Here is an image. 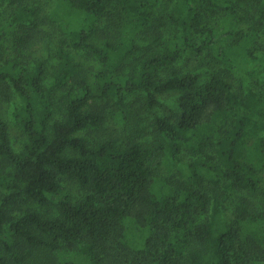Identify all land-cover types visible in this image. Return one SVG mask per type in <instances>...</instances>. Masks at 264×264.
I'll return each instance as SVG.
<instances>
[{
    "label": "trees",
    "instance_id": "16d2710c",
    "mask_svg": "<svg viewBox=\"0 0 264 264\" xmlns=\"http://www.w3.org/2000/svg\"><path fill=\"white\" fill-rule=\"evenodd\" d=\"M23 1L0 29V104L17 97L26 137L16 151L0 116V264H264V89L241 95L227 79L248 73L259 41L240 15L252 0H172L160 17L159 0H59L50 72L23 36L9 51L8 29L36 13ZM190 56L202 58L177 65ZM170 93L180 111L145 132L135 104ZM19 200L55 211L14 215Z\"/></svg>",
    "mask_w": 264,
    "mask_h": 264
},
{
    "label": "rangeland",
    "instance_id": "374dc122",
    "mask_svg": "<svg viewBox=\"0 0 264 264\" xmlns=\"http://www.w3.org/2000/svg\"><path fill=\"white\" fill-rule=\"evenodd\" d=\"M58 1L59 0H24L23 3L28 7L36 8L35 15L31 16L29 20L23 21L27 29V34L24 35L25 27H23L24 29H20V27L16 26V24L12 26V30L10 28L8 29L9 32L7 34L9 37H11V40L8 42L10 47L9 51H12L13 49V43L16 39L15 36H23L26 39L24 42L26 50H21V52H23L27 57L32 56L34 58H46L48 60L49 72L57 61L54 56V43L57 42L58 38L60 37L61 30L59 26L56 23H52L48 17L50 11L56 8ZM171 3L172 0H159V6L156 9L155 15L160 17L163 13L165 14L164 11L168 10ZM259 3V0H252L248 6H245L240 10V15L246 17V21H248L247 24L248 29L250 30L249 32H255L257 39H259L257 44L251 45V49L253 51L252 55L247 56L243 60L245 70L248 71V73H231L227 75V79L232 83L234 90L241 95L246 92L248 88H251L258 93L264 89V23L262 26L256 27V22L260 19L262 12L259 8ZM10 4V0H0V29L7 30L6 27L10 24ZM227 5H229L228 2L224 6ZM250 13L253 19H251ZM162 20L165 21V18L163 17ZM166 23L168 24V21ZM45 31H47L49 35H45ZM164 34L165 37L170 35L167 29L164 30ZM11 56L7 55L6 57L10 58ZM74 56L82 63L83 67L87 71L86 75L91 80L90 75L94 71V61L88 59L87 54L82 51L76 52ZM32 57L29 59H32ZM201 58L202 56L185 57L184 59L180 60L177 65L183 67L184 69H188L201 60ZM216 67L217 69H221V66L219 65H216ZM50 82L51 80L48 76L46 84H50ZM180 95L181 94L179 93L160 95L158 97L160 104L153 109L140 106L138 103L135 104V110L133 112V115L136 119L135 123H140L142 129L147 132L150 129L149 125H151L155 115L168 116L170 115L171 110L177 112L180 111ZM131 101L129 100L128 103L130 104ZM0 105V116L8 125L9 138L13 148L18 151L22 148L23 143L26 141L24 133L20 127L16 125L12 115L15 107L19 105L18 99L17 97H14L11 99V101L1 103ZM253 161L257 162V159L255 158ZM260 175L261 180L264 182V170L261 171ZM60 180L64 190L69 194V198L73 202L81 200L82 197L87 193L85 189L81 188L74 181L68 179L67 177H62ZM260 191H264V189H261ZM254 198L259 200V196L257 195H255ZM17 204L18 205L13 207L14 215L18 214V212L24 209H27L29 206L44 211L45 213H51L55 211L54 205L49 207H40L33 203L30 204V202H23V200H19ZM229 212L230 210L226 212V215H229Z\"/></svg>",
    "mask_w": 264,
    "mask_h": 264
}]
</instances>
